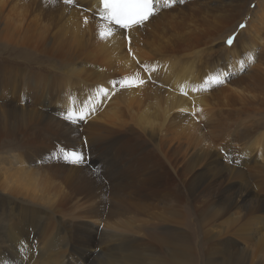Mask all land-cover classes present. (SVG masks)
Listing matches in <instances>:
<instances>
[{
  "label": "bare ground",
  "instance_id": "bare-ground-1",
  "mask_svg": "<svg viewBox=\"0 0 264 264\" xmlns=\"http://www.w3.org/2000/svg\"><path fill=\"white\" fill-rule=\"evenodd\" d=\"M40 1L49 9V15H46L44 23L34 20V18L27 20V17H31V13L35 17L36 12L31 9L29 14L30 5L25 0H0V20L5 23L9 20L12 26L9 27L5 24L7 28L4 27L5 31H1V35L4 33L9 36L8 39H13V42L21 39L20 44L30 42L33 45L36 42L37 47H33V49L52 61L55 60L56 53L62 51L65 56L59 63L63 64L65 69L58 70L61 69L56 67L58 63L51 65L55 71H59V76L56 78L63 79L64 86L68 88L76 86L78 89L82 88L87 91L93 85L96 92L93 94V92L88 91L80 95L79 101H73L72 97L65 98V104L58 101L56 104H59L60 109L63 110L60 114L66 113L67 115L69 108H73L74 113L79 114L85 103L88 104L89 109L94 110L90 111L86 117H92V120L90 119L87 126L83 124V128L78 126L79 124L63 121L56 117L54 109L51 112L49 111V102L51 103L54 100L51 94L46 96L45 93H41L39 95L42 98L41 101H37L33 96L41 89L48 90L49 80L50 84L52 82L49 76L41 77L34 74L24 76V73L18 71L8 73L10 76H15V81L18 84L17 87L16 84L10 86L11 89L6 99L10 103L19 101L21 104L5 105L0 103V120L6 116L10 118L7 123L0 122V140L9 139L12 142L11 145L17 143L19 146L22 141H25V138H28V136V139L31 138L29 131L32 130L31 127L33 126V130H35L33 136L31 135L32 139L36 142L45 139L44 142L47 145H45V149L42 148L43 146H36V150L34 146L27 147V151H25L27 152L25 154L26 162L21 159V165L17 169L7 168L4 165L0 167V217H4L0 220V228H5V230L8 228L6 233L10 232L7 237L0 235V249L10 250L9 259L11 262L9 260L5 264H19L15 251L22 257L24 253L37 248L36 236L33 233L34 225L36 227L40 225L38 230L42 234L44 229L41 227V223L45 224L47 214H38L36 211L40 209L45 211L46 207L42 205V201L57 196L62 198L64 206L74 204L79 210V215L75 214L70 219L60 218L58 226L67 227L71 236H78L81 239L79 250L82 251L83 255L85 253L89 254L92 250L96 252L95 257H91L93 260L90 264H100L97 263V259L101 255H106L104 258L108 259L103 264L188 263L194 256L191 253H194L192 251L194 247L188 234L179 229L177 230V220L180 217L179 215H182L177 208L183 203H192L194 206L197 204L198 193L196 190L192 191L194 186L192 188L190 186L194 179L191 182L184 180L186 183H181L183 182L181 178L189 176V173L185 170H189L192 165L197 164L190 160L185 162L186 157L185 153H182L183 148L180 137L190 131L198 132L200 128L195 122L198 119V114L201 116L203 112L205 116L216 117V122L212 126V129H215L213 134L220 127L221 129L225 128L226 118H224L223 109L227 108L229 103H233L232 100L226 98L227 95L223 97L220 94L219 96L222 98L219 97L217 101L216 96L212 95L213 93L208 95L202 91V89L212 90L210 88L219 83L215 78L218 77L224 82L231 73L236 74L230 81L227 79V83L240 96L246 94L253 96L254 94L252 95L251 92H256L257 89L264 92V69H255L249 75H241L239 74L241 63L228 64L239 59V54L236 51L238 42L235 38L230 36L233 38V43L229 45L226 42L223 45L217 53L216 60H214V63H216L214 69L208 72L206 69L210 62L203 64L200 54L197 56L199 52L197 46L220 39L226 27L240 21V23L246 25V28L241 31L239 45H243L246 51L255 49L256 44H260L264 48V36L261 35L264 28V15H260L259 11L257 13L251 11L249 9L250 1L247 2L248 0H183V3L180 0H175L174 6H163L162 8L160 5H156V15L147 20L143 26H135L124 30L115 24H107L99 18L102 7L100 0H74L71 5L64 3V0L60 2L56 0ZM258 7H260L259 3ZM85 10H88L89 13H86ZM94 13L96 14L94 15ZM85 18H87V23H85ZM21 28H24V30L22 31ZM109 31L111 35H109ZM101 32L105 34L104 38L101 37ZM22 34L26 35V39L22 38L24 36ZM228 39L229 37L224 41H228ZM77 54H80V56H77ZM262 56L264 58V49ZM81 63L82 66H80ZM88 63L96 65L92 71L85 68ZM145 65L150 72L148 74ZM113 71L123 72L127 75V79L118 82L121 87L120 93L110 88V84L106 85L104 90L101 89L102 84L106 82L113 84L112 82L116 81ZM21 78L24 79L22 84L20 82ZM102 78L104 80L99 82ZM140 80H143V83H139ZM158 81L160 85L156 84ZM118 84L117 86H119ZM169 84L175 87L174 91L166 90ZM40 85H42L41 88L38 87ZM24 91H29L32 94L30 95L33 101H30L29 97H25L21 93ZM105 92L107 95H105ZM111 95L112 97L109 99ZM84 98H87V100H84ZM262 98L260 100L263 109L264 95ZM37 105H47V107L43 106L41 109ZM216 108L219 110L216 111L218 114L214 113ZM178 111L182 113L188 111L195 114L194 116L197 119H193L190 115L189 117L179 115ZM97 112H99V116L94 118ZM23 125L25 127L29 126V130H27V127L26 129L22 127ZM135 128H138L141 132ZM219 132L221 131L219 130ZM49 136H60L65 138L69 144L63 145V143L57 141L52 142V145L48 140ZM83 136L92 137L91 143H97L100 147H83ZM194 139L195 136L193 135L187 141V151L192 149ZM256 139L257 144L261 147L260 138ZM173 142H176L175 145L169 149V144ZM113 145H116L120 151L114 153L115 148ZM50 147L53 149L51 150V159H49L46 151ZM61 147L83 153L84 158L90 157L88 166L97 164L94 154L102 152V155L109 160L112 168L119 169L117 173L119 179L114 183L112 182L115 181L113 177L102 179V176L98 175L99 173L96 174L90 171L87 166H82L84 163L74 167L63 164L66 161L58 150ZM93 149H95V152ZM18 150L22 151L21 149ZM34 150L35 153L32 156ZM126 151L137 153V155L133 156L134 154H132L131 159L127 158ZM57 159H60L63 163ZM216 161L221 163L222 160L217 159ZM132 162L133 164H131ZM43 166H46L51 177L57 180L56 183L50 186L45 185L46 175L45 170H42ZM228 170L231 171L232 169ZM183 171L188 175H183ZM192 171L194 172V170ZM206 171L208 172L207 169ZM12 178L29 182L30 188H26L22 182L17 184L9 182ZM177 178L180 179L182 186H186L182 188L186 191L185 193L177 187L178 184L175 185L176 187L174 186ZM204 187L202 186V188ZM210 189L212 191V187ZM23 194L32 196L33 200L29 202L31 208L28 212L23 211L19 215L16 208L22 205L21 202H24V200H21ZM251 196L252 193L249 191H243L232 198V201L224 207L228 212H232L236 208L241 209L240 212L237 211L238 214L236 213L238 217H228L229 219L232 218L228 222H233L236 225L237 232L234 231V234L239 235L240 239L243 236L250 241L254 240L259 250L264 247V236L257 237L259 232L264 230V203L256 204L253 207L248 206L247 203ZM105 197H109L114 204H123L122 206L118 205L119 207H117L113 217L119 215L128 207L134 213L138 208L147 207L149 204L159 203L157 205L160 206L162 201L165 202L164 204L174 202V207L177 208L171 207L169 203L167 204L170 207L164 206L170 208L173 213L168 209L167 212L171 213H168V217H170L169 221L172 222V225L163 227L156 220L148 234H146L149 236V239H147L149 242L147 243L139 238L142 236L139 232H137V235H140L139 237L134 232L129 234L127 230H125L127 234L115 235L114 229H111L110 225L107 224L104 225L105 229L101 235L97 237L94 230L96 226L87 224L85 221H98V217L104 213L103 210H108ZM201 200L203 201V199ZM219 201H221V198ZM229 201L227 199V202ZM86 205H89V209H83V212H81L82 206ZM149 206L151 207V205ZM9 214L10 217L7 222L6 216ZM221 216L223 215H219V217ZM240 216H243L246 220L238 221ZM26 217L31 219L25 226ZM120 217L118 218L120 219ZM158 221H161L160 218ZM206 221L201 220L204 223ZM31 223L34 225H31ZM226 226L229 227L230 225ZM149 227H151V224L145 230H148ZM235 227L233 228L235 229ZM228 229L230 230V228ZM160 231H163V233L160 234ZM225 234L224 231V235H222L224 237L219 238V241L224 244L223 249L221 248V252H219L221 256L216 257L213 254L208 256L206 254V258L208 256L207 264H247L248 257H250L247 249L242 246V248L239 247L235 235L234 239L230 234ZM210 242L209 245H212ZM214 250L216 251V249ZM157 251H161L159 255L163 254L162 251H166L169 258H161L156 253ZM258 258L261 257L258 255ZM35 259L37 262L39 261L38 257H35ZM258 264H264V260Z\"/></svg>",
  "mask_w": 264,
  "mask_h": 264
},
{
  "label": "rangeland",
  "instance_id": "rangeland-1",
  "mask_svg": "<svg viewBox=\"0 0 264 264\" xmlns=\"http://www.w3.org/2000/svg\"><path fill=\"white\" fill-rule=\"evenodd\" d=\"M25 1L27 2L28 5H30V7L28 9L29 14L31 13V9L35 10V12H36L35 17L33 16V13H31V17H29L30 19L27 17V20H31L34 18V20H39L40 22L42 21V23H44L46 15H49L48 6L45 7L43 5L44 3H41L40 0H33V1L32 0H25ZM56 1L60 2L62 0H56ZM247 2L250 3L249 9L251 11H254L256 13L259 11L260 15H264V0H248ZM258 3L260 5V7H258ZM159 5L162 8H163V6L167 7V5H165L164 3L157 4V6H159ZM172 6H174V4ZM88 10H85V12L89 13ZM95 14L96 13H94V15ZM99 18H101V15ZM5 24L9 27H12L9 20L6 23L2 22L0 20V36H1V38H0V96H1L0 97V103H3L5 105L21 104V103H19V101H17V102L12 101L10 103L6 99L8 96V93L11 89L10 86H12V84L13 85L16 84V87H17V84H18L15 81V78H14L15 76L8 75L9 72H12V71L22 72L25 74L24 76L33 75V74L37 75V76H41V77L49 76L52 79V82L50 84V80H49V84L47 86L48 90H45V89L42 90L41 89V90H39V92L37 94H35L33 96L35 97V99L37 101H41L42 98L39 97V95L41 93H45L46 96H50V94H51L53 96L54 100L51 103L49 102V108H50L49 111L51 112V110L54 109L53 111H55V113L54 112L53 113L56 115V117H58L59 119H61L63 121L68 122L65 119L66 113L60 114L63 112V110L60 109V107H59L60 105L56 104V103H58V101H61L65 104V98H71V97L73 98V101H79L80 100L79 96L82 94H85L88 91L93 92V94H95L96 91H95V89H93V85H91L90 86L91 89L89 88V90H87V91L82 89V88L78 89L76 86L70 87V88L64 86V83H63L64 80L63 79L60 80V79L56 78L59 76V73H58L59 71H55L51 67V65L53 63L54 64L58 63L56 65V67L61 68L58 70H64L65 68H63V64L59 63V61L65 56V54L62 51L56 53L55 60L52 61V60H50V58L46 57L45 55L38 54V52H36L33 49V47H37L36 42L33 45L30 42L29 43L24 42V44H20L19 41L21 39H19V41H17V42H13L12 41L13 39L12 40L8 39L7 37H9V36L5 35L4 33H2V35H1V31H5V28H7ZM35 24H36V22H35ZM245 26L246 25H244L242 22L240 23V21H239L234 25L226 27V30L222 33L220 39H217L216 41H211L210 43L207 42L204 44H200L197 46V50L199 51L197 56L200 54L199 56L202 58L203 64H207L208 61L210 62L207 65V69H206L207 72L214 69V65L216 64V63H214L215 62L214 60H216V58H217V53L222 49L223 45L226 44L227 41H224V40L230 36L235 38L236 42H238L236 51L239 54V59L235 62H229L228 64L233 65V64H240L241 63L242 66H241V70L239 72V74H241V75H249L251 73V71H253L255 69H261V68L264 69L263 68L264 67L263 66L264 65V58L262 56V51L264 48H262V46L260 44H256L255 49H248L247 51L244 50L243 45L242 46L239 45L241 31L246 28ZM21 30L23 31L24 28L23 29L21 28ZM262 31H263V33L261 35L263 37L264 36V28ZM22 36H21L22 38L26 39L25 34H22ZM5 40H8V41H5ZM41 56H44V57H41ZM77 56H80V54H77ZM37 58H38V60H37ZM198 65H200V64H198ZM80 66H82V63L80 64ZM95 66H96L95 64H89L88 63V65L85 68L88 71H92V69ZM199 68H201V67H199ZM146 72H147V74L150 73L148 69L146 70ZM113 74L116 77L115 78L116 81H113L112 82L113 84H111V82H106V83L102 84L101 89L104 90L106 85L110 84V88H112L114 91H117L120 93L121 87L118 84V82L123 81L124 79H127V75L123 72L118 73V71H113ZM21 76L24 77L22 74H21ZM235 76H236V74L231 73L228 76V78L225 79V81L223 83H218V84L213 85L210 88L212 90L202 89V91H204L208 95H211L213 93L212 95H214V97L216 96L217 101L219 100L220 96L224 97L226 95H227L226 98L232 100L233 103H229V106L227 108L225 107L223 109V113L225 114L224 118H226V121L224 122V126H225L224 129L223 128L221 129V127L219 129L217 128L218 129L217 132H215V134H213V131H215V129L214 128L212 129V126L216 122V117L205 116V113L203 112V114L201 115L202 117L200 116V114H198V116H197L198 119H197V117L194 116L195 114H191L188 111H183V113L178 111L179 115H183L185 117H189V115H190V116H192L193 119H197L195 124L200 129L198 130L197 133L190 131V132L185 133L182 136L183 138L180 137V143H182V148H183L182 153L183 154L185 153V157H186L185 162L186 161L188 162L190 160V161H193L197 165H195L196 167L193 165L191 167V169L194 170V172L191 169H189L191 171L188 172L189 170L186 169L185 171H187V173H189V176L188 177L185 176L186 178L185 177L181 178V181H183V182H181L180 179L177 178V182L174 183V186L178 184L177 187L181 188V190L185 193L186 191H184L182 189L183 187L184 188L186 187V186H182L183 183H186V181H184V180H187V182H191V180L194 179L190 183V186H191V188L194 186L195 188L193 187V190L192 189L191 190L192 191L196 190L198 193V195L196 193V195L198 196V199L196 202L199 205L196 204L194 206L192 203H183L182 205L178 206L179 208H177V207H174V202H172V203L166 202V204H164L165 202L162 201L161 202L162 204L160 203V206L162 205V207L157 205L159 203H154V205L156 204L157 206L156 205L154 206L153 204H149V205H151V207L148 205L147 207H142L140 209L138 208V210L135 211L136 213L135 212L133 213L132 210H130V208L128 207L127 209L122 211L119 215L113 217V214L116 211L117 207L122 206L123 204H114V202L109 197H105L106 203L108 205V210L107 209L103 210L104 213L98 217V221H94V220H86L85 221L87 224H91V225L96 226V228L94 230H95L97 237L101 235V233L105 229L104 225L107 224L108 226L110 225L109 227L111 229H114L115 235L127 234V232L125 231V230H127V231H129V234H132L134 232V234H136V236H138L137 232H139V234L140 235L142 234V236H144V237H142L140 235H139L140 237L139 236L138 237L145 240L144 243H147V242H149V240H147V239H149V236L146 234H148V232L152 228V224L154 225L156 220L159 223V225H163V227L172 225V222L169 221L170 217H168L169 216L168 213H170V212L172 213V211L170 210V208H165L166 207L165 205H167V207L171 206V207H174L175 209L177 208V210L180 211V214H182V215H179L180 217L177 220L178 224L176 227H177V230L179 229L180 231H184L188 234V236L190 237L192 246L194 247V250H192L193 248L191 249L192 251H194V253L190 251L192 253V255H194V256H192V258L188 262L189 264H191V263L192 264H207L208 256L210 254L211 255L213 254L216 257L221 256L220 255L221 253H219V252H221V248L223 249L224 244H222V242L219 241V238L222 235H224V231L226 232L225 235L230 234L232 236V238H234V235H235L236 239L235 238L234 239L237 240L239 247L240 248L244 247L247 249L248 254L250 255V257H248V259H249L248 262H246L247 264L248 263L249 264H258L260 261L264 260V247L262 249H259L260 250L259 251L257 249L256 243L254 240L250 241L249 239H246L243 236H241V239H240L239 235L234 234L235 232H237V230H236L237 228L235 227L236 225L233 224V222H231V223L228 222V221L232 220V218L229 219L230 217H233V216H234V218L238 217V216H236L238 214L237 211L240 212L241 209L236 208L232 212H228L225 209L226 205L232 201L231 200L232 198L236 197L238 194H240L241 192L246 191V190L249 191L250 193H252V196L247 203L248 206L253 207L256 204L264 203V108L263 109L261 108L263 106L261 105V100H260V99H263L262 97L264 95V92L261 91L260 89H257L256 92L255 91L251 92L252 95L254 94L253 96H250L247 94L245 96L244 95L240 96L233 89V87L227 83V79H228V81H230V79H233ZM23 80L24 79H22V78L20 79L21 84H22ZM103 80H104V78H102L99 82H102ZM117 84L119 86H117ZM156 84L160 85V82L158 81ZM170 85H172V84H169L167 86L168 88L166 87V90L168 89L169 91H174L175 87L173 85L172 86H170ZM41 86L42 85H40L38 87L41 88ZM204 86L205 85L203 84V87ZM16 87H15V89H16ZM117 88H119V89H117ZM263 88H264V86H263ZM223 89H224V91H223ZM21 93L24 94L25 97L26 96L29 97L30 101H33L31 99L32 94L29 91H24ZM111 97H112V95L109 97V99ZM220 98H222V97H220ZM84 100H87V98H84ZM22 104H23V102H22ZM43 106L47 107V105H41V106L37 105V107H39V108H41ZM216 109H214V113L216 111H219L218 109L217 110ZM215 114H218V112H216ZM98 116H99V112H97V114L94 118H97ZM0 117H1V113H0ZM199 117H201V118H199ZM91 118L92 117L86 118L87 120L86 119L85 120H79L76 124H79L78 126H82L81 128H83L84 125L85 126L88 125V122L90 123ZM8 120H10V118H9V116H6V117H2L0 122L1 123H7ZM71 124H73V123H71ZM22 127H25V125H23ZM26 127H25V129H26ZM29 128L30 127L28 126L27 130H29ZM31 128L33 130L34 127L32 126ZM135 129L137 131L141 132L138 128H135ZM32 130L30 129V131H29V133L31 135L33 134L35 129L33 131ZM219 130L221 132H219ZM31 135H30V137H31L30 139H28L29 138V136H28V138H25L24 139L25 141H22V144L20 143L19 146L17 143L11 145L12 142L9 139H6L5 141L0 140V167H1V165H4L7 168L17 169V167L21 165L20 164L21 159H22V161L26 162L25 161V154H27V152H25V151H27V147H29V146H34V148L36 146H39V147L43 146L42 148L45 149V145H47V143L44 142L45 139L38 141L39 142L38 143L34 139H32L33 135L32 136ZM193 135L195 136V139L192 142V149L187 151V147H188L187 141L189 140L190 136H193ZM158 136L160 138L159 134H158ZM84 137L85 136L82 137L83 147H86V146L87 147H95V148L100 147L99 145H97V143H91L90 140L92 139V137L86 136L88 139L86 137H85L86 138L85 139ZM256 138H260L261 147L259 144H257L258 141ZM31 139H32V141H30ZM48 140L51 144H52V142L55 143L57 141L63 143V145L69 144V142L65 138H62L60 136L59 137L49 136ZM175 143L176 142L170 143L169 149H171L175 145ZM209 143H210V145H209ZM52 145H51V147H52ZM51 147L46 149L47 154L49 155V159H51V157H52L51 150H53V149ZM113 147L115 148L114 153L120 151L117 149L116 145H113ZM248 148H250V149L248 150ZM18 149H21L23 152L19 151ZM35 150H36V148H35ZM35 150H34V152H32V154H31L32 156L34 155ZM93 151L95 152V149H93ZM100 151H101V149H100ZM209 151H210V153H209ZM125 153H126L127 158H130V156L132 154H134V153H130V151H126ZM94 155H95V159L97 161V164H95L94 166H88L89 162H90V157H88V158H84V162H83L84 165H82V166H87L90 171H92L96 174L99 173L98 175L100 177L102 176L101 177L102 179H106L108 177H111V178L113 177V178H115V181H112V182L113 183L116 182L119 179V176L117 175V173L119 172V169L118 168L113 169L109 160H107V158L102 155V152L96 153ZM135 155H137V153H135L133 156H135ZM82 156H83V153H82ZM217 159H219V160L221 159L222 160L221 163L217 162L216 161ZM57 160L59 161L60 159H57ZM61 162L63 163V161H61ZM63 164H65L67 166H72V167L78 165V164H71L68 162H65ZM131 164H133V162ZM43 167L44 168L42 170H45V175H46L45 185L50 186V185L56 183L57 180H55L51 177L46 166H43ZM39 168H41V167H39ZM206 169L208 170V172L206 171ZM228 169H232V170L229 171ZM185 171H183L182 174L188 175ZM209 171H211L210 174H212V173L213 174L210 175ZM103 173H105V174H103ZM190 173H192L193 175ZM213 175H214V177H212ZM208 181L210 183H207ZM9 182H13V184H17L19 182H22L26 188H30L29 182L18 179V178H12L9 180ZM180 182L182 184H180ZM195 183H197V184H195ZM203 184L205 185V187ZM202 186L204 188H202ZM218 186L221 190L218 188ZM211 187H212V191L210 189ZM232 187H234V188H232ZM230 189H233V190H230ZM209 190L211 191L212 194L210 193ZM217 191H219V192H217ZM216 192L218 193V195ZM208 194H210V195L208 196ZM211 195H212V197H211ZM224 196H226L227 198L226 197L224 198ZM217 197H219V198H217ZM220 198H221V201H219ZM201 199H203V201ZM227 199H228V201L229 200L230 201L227 202ZM21 200H24V202H21L22 205L19 206L18 208H16L17 212H19V215H21L23 211L28 212L29 208H31L29 202L32 201L33 198H32V196H29L28 194H23V195H21ZM98 200H100V198H98ZM224 201H225V203H224ZM221 202L224 204H222ZM167 203H169L170 206ZM201 203L202 204L204 203L203 204L204 206ZM220 204H222V205H220ZM42 205L44 207H46L45 211H43V210L41 211V209H40L36 212L38 214H43V213L47 214L46 217L44 216L45 221H46V222L44 221L45 224L41 223V227L44 229V232L41 234V231L38 230L40 228V225L36 227L33 223H31V225H34V227H35L33 233L36 236L35 241H37V248L36 249L33 248L31 251L29 250L28 252L24 253L22 257H20V254H17V252L15 251L18 263L19 264H90L91 261L93 260L92 258L95 257L96 252H93L94 250H92V252H90L91 254L85 253V255H83L82 251L79 250V247L81 245V239L78 236H71L70 230L67 229V227L58 226L59 222H60V218L64 217L65 219H70L73 215L79 213L77 206H75L74 204H68V205L64 206L63 202H62V198H60L59 196L49 197V198L44 199L42 201ZM152 205L154 206V208H152L153 207ZM199 206L200 207L203 206V207L200 208ZM82 207L83 208L81 209V212H83V209L84 210L89 209V205L82 206ZM163 207H164V209H163ZM216 207L218 209H215ZM147 208H148V210H147ZM210 208H213V209L211 210ZM46 209L48 212L46 211ZM168 209L170 212H167ZM150 210H152V211L150 212ZM153 210H154V212H153ZM216 210H217V213H216ZM207 213L209 214V216ZM233 213H234V215H232ZM127 214L129 215V217ZM211 214H212V216H211ZM219 215H223V216L219 217ZM130 216H131V218H130ZM9 217H10V214L8 216H6L7 222H8ZM118 217H120L121 220ZM241 217H243V216H240L238 221L246 220V218H244V217L241 218ZM3 218L4 217H0V220H2ZM159 218L161 220L160 222L158 221ZM217 218H219V219H217ZM222 218H223V220H221ZM226 218H227V222H226ZM30 219H31L30 217L25 218V223H24L25 226L27 225V223ZM123 219H124V221H123ZM153 220H154V222H152ZM201 220H204V222L206 220L207 221H206V223H204V222H201ZM223 223H225V224L222 225ZM150 224H151V227H149L148 230H145L146 227L149 226ZM226 225H230V226L228 227ZM231 225L233 227H235V229ZM224 226H225V228H224ZM228 228H230L231 231ZM66 229H67V231H66ZM232 229H233V233H232ZM208 230H209V232H208ZM7 231H8V228L6 230H5V228H0V235L7 237L8 234L10 233V232L6 233ZM228 231H230V233H228ZM38 233H40V234L38 235ZM162 233H163V231H160V234H162ZM219 234H221V235L217 236ZM261 236H264V230L260 231L259 234L257 235V237H261ZM211 237H212V239H211ZM223 237L224 236H222L221 238H223ZM214 239H215V241H213ZM209 242L212 245H209ZM212 246H215V247L213 248ZM219 246H220V248H218ZM75 248H76V250H75ZM214 249H216V251ZM160 252L161 251H159V252L157 251L156 253L159 255ZM162 252H163V254L159 255L161 258H169V254H166V251H162ZM214 252H216V253H214ZM9 254H10L9 249H3V248L0 249V264H5L6 262H9V260H10ZM27 254H28V257H27ZM206 254L208 255L207 258H206ZM258 255L261 258H258ZM104 256H106V255H101L100 256L101 258L98 257L99 259H97V263L103 264L104 262H107L106 260H108V259L104 258ZM35 257L39 258L38 262L36 261ZM89 257H90V259H89ZM88 260H89V262H88ZM10 262H11V260H10ZM188 263H186V264H188Z\"/></svg>",
  "mask_w": 264,
  "mask_h": 264
},
{
  "label": "snow or ice",
  "instance_id": "snow-or-ice-1",
  "mask_svg": "<svg viewBox=\"0 0 264 264\" xmlns=\"http://www.w3.org/2000/svg\"><path fill=\"white\" fill-rule=\"evenodd\" d=\"M73 2L74 0H64V3L69 5L73 4ZM180 2L183 3V0H180ZM100 3L102 5L100 10L102 20L107 24H115L120 28L130 29L135 26H143L147 20L156 15L157 4L164 3L167 6H171L175 3V0H100ZM85 23H87V18H85ZM100 35L104 38L105 34L101 32ZM109 35H111L110 31ZM227 43L231 45L233 38L229 37ZM144 67L147 70V66L145 65ZM215 79L217 82L223 83V80L218 77ZM139 83H143V80H140ZM105 95H107L106 92ZM92 110L94 109H89L87 103H85L79 114H75L74 109L69 108L65 119L69 123H77L79 120H85ZM59 151L68 163L81 164L84 161L82 154L77 151L68 150L64 147H61Z\"/></svg>",
  "mask_w": 264,
  "mask_h": 264
},
{
  "label": "clouds",
  "instance_id": "clouds-1",
  "mask_svg": "<svg viewBox=\"0 0 264 264\" xmlns=\"http://www.w3.org/2000/svg\"><path fill=\"white\" fill-rule=\"evenodd\" d=\"M116 26H118V25H116ZM119 27V26H118ZM123 29V28H122ZM124 30H127V29H124Z\"/></svg>",
  "mask_w": 264,
  "mask_h": 264
}]
</instances>
